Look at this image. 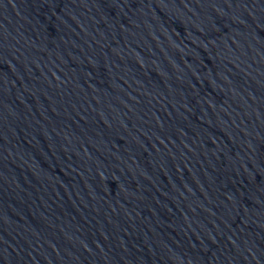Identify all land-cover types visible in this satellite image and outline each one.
<instances>
[{
	"label": "water",
	"instance_id": "95a60500",
	"mask_svg": "<svg viewBox=\"0 0 264 264\" xmlns=\"http://www.w3.org/2000/svg\"><path fill=\"white\" fill-rule=\"evenodd\" d=\"M0 264H264V0H0Z\"/></svg>",
	"mask_w": 264,
	"mask_h": 264
}]
</instances>
